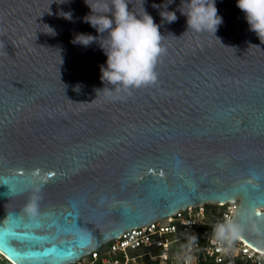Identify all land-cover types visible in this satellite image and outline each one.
<instances>
[{
  "label": "water",
  "instance_id": "1",
  "mask_svg": "<svg viewBox=\"0 0 264 264\" xmlns=\"http://www.w3.org/2000/svg\"><path fill=\"white\" fill-rule=\"evenodd\" d=\"M128 2L160 25L164 52L154 83L117 93L100 80L98 43H72L98 35L84 0H0V255L11 264L74 263L125 230L237 198L239 237L264 252V43L236 0H215L214 35L187 30L181 0Z\"/></svg>",
  "mask_w": 264,
  "mask_h": 264
},
{
  "label": "clouds",
  "instance_id": "2",
  "mask_svg": "<svg viewBox=\"0 0 264 264\" xmlns=\"http://www.w3.org/2000/svg\"><path fill=\"white\" fill-rule=\"evenodd\" d=\"M84 2L90 13L82 20L94 28L98 35L80 33L74 36L72 43L84 47L98 43L106 56L105 65L100 66V80L111 85L107 91L119 93L154 83L157 78L155 66L164 52L161 45L164 36L160 33V25L145 11L142 16L130 11L128 0ZM171 2L167 0V4L152 6L167 9ZM236 6L245 14L249 30L264 43V0H236ZM178 11L186 17L187 30L196 33L210 32L214 35L222 24L215 0H181ZM61 15L65 19L72 18L71 13ZM160 16L167 23L177 20L174 11H161ZM240 231V225L229 219L215 226L214 236L221 243L231 244L239 238Z\"/></svg>",
  "mask_w": 264,
  "mask_h": 264
},
{
  "label": "built area",
  "instance_id": "3",
  "mask_svg": "<svg viewBox=\"0 0 264 264\" xmlns=\"http://www.w3.org/2000/svg\"><path fill=\"white\" fill-rule=\"evenodd\" d=\"M238 206V198L187 206L147 226L125 230L70 264H264V252L240 237L231 244L215 239V226L232 220Z\"/></svg>",
  "mask_w": 264,
  "mask_h": 264
},
{
  "label": "trees",
  "instance_id": "4",
  "mask_svg": "<svg viewBox=\"0 0 264 264\" xmlns=\"http://www.w3.org/2000/svg\"><path fill=\"white\" fill-rule=\"evenodd\" d=\"M0 257H2L1 255H0ZM8 261L5 259V258H3L2 257V259L0 260V264H2V263H7Z\"/></svg>",
  "mask_w": 264,
  "mask_h": 264
},
{
  "label": "rangeland",
  "instance_id": "5",
  "mask_svg": "<svg viewBox=\"0 0 264 264\" xmlns=\"http://www.w3.org/2000/svg\"><path fill=\"white\" fill-rule=\"evenodd\" d=\"M2 259V257H0V260ZM2 264H5V263H2Z\"/></svg>",
  "mask_w": 264,
  "mask_h": 264
}]
</instances>
